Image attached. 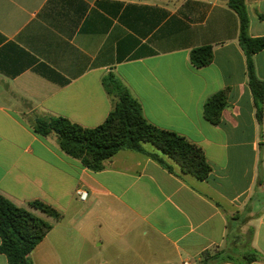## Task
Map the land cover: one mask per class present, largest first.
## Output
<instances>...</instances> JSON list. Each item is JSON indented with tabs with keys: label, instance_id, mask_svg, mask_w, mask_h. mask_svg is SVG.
<instances>
[{
	"label": "crops",
	"instance_id": "crops-1",
	"mask_svg": "<svg viewBox=\"0 0 264 264\" xmlns=\"http://www.w3.org/2000/svg\"><path fill=\"white\" fill-rule=\"evenodd\" d=\"M246 6L250 37H264V0ZM239 32L229 0H0V193L52 225L33 264H200L216 250L264 264V103L259 120ZM205 46L213 61L196 68L191 52ZM253 63L264 82V50ZM110 73L150 124L204 152L209 178L130 150L92 172L24 117L22 104L101 126ZM222 91L228 104L213 124L204 107Z\"/></svg>",
	"mask_w": 264,
	"mask_h": 264
},
{
	"label": "trees",
	"instance_id": "trees-1",
	"mask_svg": "<svg viewBox=\"0 0 264 264\" xmlns=\"http://www.w3.org/2000/svg\"><path fill=\"white\" fill-rule=\"evenodd\" d=\"M229 7L239 18V41L247 56L249 86L258 107L257 116L261 120L264 82L256 75L253 56L264 50V37L252 38L249 35L250 20L246 0H229ZM213 57L212 47L205 46L194 49L190 60L196 68H203L213 61ZM103 86L112 98L113 109L104 124L96 128H84L66 118L36 112L24 117L37 134L56 137L64 153L79 160L92 172L103 171L107 161L122 150H130L144 154L179 177L191 175L200 181L209 178L212 167L199 147L176 133L150 124L144 117L141 104L114 74L110 73L103 78ZM227 101V91L212 96L204 107L206 119L219 124ZM147 145L153 146L157 151L148 150ZM174 163L178 165L180 173L175 171ZM30 207L55 219L61 218L60 213L43 202H31ZM51 230L50 223L29 210L16 206L0 193V254L7 256L9 264H33L30 254ZM202 257L200 264H251L258 260L256 254H248L237 261L225 250L206 251Z\"/></svg>",
	"mask_w": 264,
	"mask_h": 264
},
{
	"label": "rangeland",
	"instance_id": "rangeland-1",
	"mask_svg": "<svg viewBox=\"0 0 264 264\" xmlns=\"http://www.w3.org/2000/svg\"><path fill=\"white\" fill-rule=\"evenodd\" d=\"M22 108H23V111H24V115L31 114V113L35 112L32 108H29V106H27V105H23L22 104ZM146 148L148 150L152 151V152H156L157 151L153 146H150V145H147ZM169 162H172V161H169ZM174 165H175L176 172L180 173L178 165H176L175 163H174ZM184 176H191V175H183V177Z\"/></svg>",
	"mask_w": 264,
	"mask_h": 264
},
{
	"label": "built area",
	"instance_id": "built-area-1",
	"mask_svg": "<svg viewBox=\"0 0 264 264\" xmlns=\"http://www.w3.org/2000/svg\"><path fill=\"white\" fill-rule=\"evenodd\" d=\"M78 195H79V197H80V199H81L82 201H85V200L87 199V197H88V193L85 192V191H79V192H78ZM185 264H189V263L186 262Z\"/></svg>",
	"mask_w": 264,
	"mask_h": 264
}]
</instances>
